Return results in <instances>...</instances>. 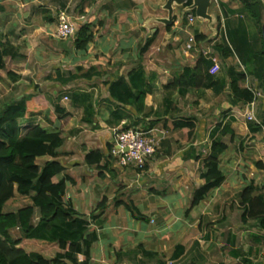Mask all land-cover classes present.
I'll use <instances>...</instances> for the list:
<instances>
[{
  "label": "crops",
  "instance_id": "1",
  "mask_svg": "<svg viewBox=\"0 0 264 264\" xmlns=\"http://www.w3.org/2000/svg\"><path fill=\"white\" fill-rule=\"evenodd\" d=\"M244 1L213 0V25L196 19L183 26V9L176 8L169 29L154 22L168 16L167 0H0V34L23 55L11 71L19 82L1 73L0 103L35 94L60 99L69 118L51 130L61 132L63 144L57 157L38 158L37 164L61 163L64 170L54 181H66L64 201L84 219L107 201L104 216L90 227L97 239L89 264H264V229L258 219L244 221L240 205L249 186L264 198V41L262 27L243 12ZM62 11L76 36L84 25L91 27L94 40L86 52L76 49V36L57 37ZM196 34L206 40L188 50ZM200 56L214 62L210 74L217 84L177 92L166 104L164 87L195 68ZM241 74L252 102L233 93ZM147 86L152 93L139 113L137 96ZM225 127L231 133L224 134ZM127 129L158 142L142 170L116 165L112 151ZM214 143L226 147L217 153L224 182L194 204L207 183L205 160ZM91 153L101 156L99 164L88 163ZM36 190L16 198L28 206ZM127 204L145 219L134 218ZM83 261L78 254L76 264Z\"/></svg>",
  "mask_w": 264,
  "mask_h": 264
},
{
  "label": "trees",
  "instance_id": "2",
  "mask_svg": "<svg viewBox=\"0 0 264 264\" xmlns=\"http://www.w3.org/2000/svg\"><path fill=\"white\" fill-rule=\"evenodd\" d=\"M243 3V12L262 27V1L245 0ZM156 37L148 40L147 48ZM195 39L197 46L206 40L200 34H196ZM93 40L91 27L84 25L76 36L75 47L78 51L86 52ZM22 56L20 49L12 44L9 37L0 34V73L6 68V60L15 62L22 59ZM213 66L211 59L200 56L195 68H185L171 84L164 87L166 104L172 101L177 92L190 93L214 88L217 82L210 74ZM7 75L13 83L21 80L20 76L11 71ZM245 80V75H238L232 83V90L240 101L252 102L253 95L242 89ZM151 93L152 88L147 86L138 94L136 105L139 113L143 112L145 98ZM59 100L35 94L21 100L0 103V264H62L63 260L76 264L78 254L84 256L82 264L91 261V248L97 236L91 232L90 227L95 222L99 223L104 216L107 201L104 200L98 206L90 219H84L64 201L66 181H54L64 170L61 163L52 161L43 166L37 164L38 158L47 155L57 157V150L63 144L61 132L51 130L58 121L65 122L69 118ZM227 132L231 133L225 127L224 134ZM223 150L226 147L222 144H213L212 154L205 160L204 177L207 183L196 192L194 204L224 182L217 157V153ZM87 161L90 165L99 164L101 156L91 153ZM34 189L37 190L31 197L30 205L17 211H6L8 203L17 195L30 197ZM255 192L253 186L241 192L240 205L244 208L242 218L244 221L247 218L258 219L264 229V198L255 196ZM126 207L134 218L145 219L134 205L127 204ZM37 213L38 221L35 220ZM14 231L20 232L21 237L15 238Z\"/></svg>",
  "mask_w": 264,
  "mask_h": 264
},
{
  "label": "built area",
  "instance_id": "3",
  "mask_svg": "<svg viewBox=\"0 0 264 264\" xmlns=\"http://www.w3.org/2000/svg\"><path fill=\"white\" fill-rule=\"evenodd\" d=\"M188 24L192 25L196 21L193 12L187 13ZM76 36V28L70 17L65 11L60 12L58 18L57 37L60 39H70ZM196 44L195 36L189 38L188 50H192ZM209 51L204 55L208 56ZM215 71L214 67L211 73ZM67 100V98H65ZM247 119L254 120L253 112L247 113ZM158 147L155 137L145 136L143 133L135 130H123L117 135V147L113 149L112 154L118 157L116 165L120 168L133 167L139 170L145 168L147 161L152 158Z\"/></svg>",
  "mask_w": 264,
  "mask_h": 264
},
{
  "label": "water",
  "instance_id": "4",
  "mask_svg": "<svg viewBox=\"0 0 264 264\" xmlns=\"http://www.w3.org/2000/svg\"><path fill=\"white\" fill-rule=\"evenodd\" d=\"M261 1L264 4V0ZM189 3L191 5L188 6ZM212 3L213 0H167L163 9L168 12V16L163 19H154V22L169 27L175 22V9L182 8L184 14L193 12L197 20L208 21L210 25H213L216 18L214 15L209 14ZM262 36L264 41V24L262 26Z\"/></svg>",
  "mask_w": 264,
  "mask_h": 264
},
{
  "label": "rangeland",
  "instance_id": "5",
  "mask_svg": "<svg viewBox=\"0 0 264 264\" xmlns=\"http://www.w3.org/2000/svg\"><path fill=\"white\" fill-rule=\"evenodd\" d=\"M166 13L168 14V12H166ZM167 14H166V16H167ZM186 15L187 14H184L185 18L182 20L183 26H187V24H188V20L186 19ZM173 25L174 24H172L170 27L172 28ZM13 66H14V63L11 60L8 59V60H6V68L1 72L4 76L7 77V80L10 81L11 83H13V81L8 77L7 74H8L9 71H12V67ZM0 86H1V84H0ZM28 203H29V201L27 199L18 197L15 200H13V201L8 203L6 211H17L19 208L26 206ZM228 216H229V221L235 219V217H233L232 213H230ZM14 236L17 238V237L21 236V234H18V232H15Z\"/></svg>",
  "mask_w": 264,
  "mask_h": 264
}]
</instances>
